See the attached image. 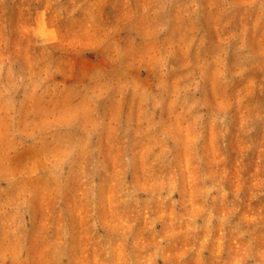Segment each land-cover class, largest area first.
Wrapping results in <instances>:
<instances>
[{"label": "clouds", "instance_id": "1", "mask_svg": "<svg viewBox=\"0 0 264 264\" xmlns=\"http://www.w3.org/2000/svg\"><path fill=\"white\" fill-rule=\"evenodd\" d=\"M8 2L0 0V6ZM39 4L30 5L37 18ZM207 7L202 0H45L43 11L67 29L59 41L34 35L39 54L24 63L0 54V264H28L30 239L42 245L46 264H85L78 252L89 248L98 264H120L122 252L124 264H155L167 260L177 228L193 240L201 231L206 239L228 231L243 243L222 264H264V243L257 245L255 230L231 223L243 203L241 188H226L227 170L201 143L214 133L227 153L234 132L247 137L256 122H264V112L246 108L237 128L231 113L256 91L264 96V45L253 49L248 39L264 22V0H213ZM242 7L258 10V17L250 24L241 17L213 44L206 28L210 9H217L214 18L226 28ZM246 18L251 20L247 11ZM89 34L95 37L91 44ZM75 40L85 45L66 43ZM69 53L91 54L94 64L106 66L65 84L59 77ZM49 95L72 97L71 119L47 124L29 112L34 98ZM125 97L138 117L128 119L122 143H110L106 153L104 133L112 122L105 109ZM26 149L32 156L14 164ZM74 188L85 208L79 236L63 218L65 196ZM249 192L250 201L264 197V182ZM47 198L58 214L38 219L36 205Z\"/></svg>", "mask_w": 264, "mask_h": 264}, {"label": "rangeland", "instance_id": "2", "mask_svg": "<svg viewBox=\"0 0 264 264\" xmlns=\"http://www.w3.org/2000/svg\"><path fill=\"white\" fill-rule=\"evenodd\" d=\"M213 0H202L205 10L208 11V5ZM45 0H40L42 13L39 18L36 17L33 7L36 5V0H9L5 6H0V54L9 55L24 63L27 59L31 58L33 53L39 54L40 49L35 48L32 43L34 35L47 38L53 42H58L62 31H67L63 27V22L53 17L47 11H43ZM110 9H103L102 12L107 15ZM213 19L206 25L208 35L213 44L222 40L229 32L233 31L235 25L241 23V17H245L247 23L254 21L259 13L256 9L246 10L242 7L238 9V15L233 24H229L226 28L219 26L215 20L217 9H210ZM247 15L251 20H247ZM249 44L253 49L258 50L261 45H264V22H261L260 28L253 33L249 32ZM6 41V43H5ZM95 42V37L89 34L88 44ZM69 47L75 45H85L84 41L75 40L66 42ZM207 47V45H205ZM194 54L193 52L189 55ZM232 57H229V64L232 62ZM106 65H96L93 63V56L88 54L84 57H78L71 53L66 58L64 67V75L59 77L64 80L65 84L78 82L83 80L94 68ZM252 75V73H249ZM260 73H255L257 80L260 78ZM233 89H229L228 95L232 96ZM210 100L215 103L216 97L210 92ZM76 106L71 96H55L49 95L39 99H33L29 106V112L36 114L42 118V122L47 124H54L57 121H64L71 119L72 109ZM223 106V104H221ZM246 108H253L255 111L264 112V96L259 91H256L247 101L241 106L240 110L232 107L231 113L234 116L237 128L243 119V113ZM138 108L134 103H130L128 98L125 97L120 100L119 104H109L105 109L107 121H111L112 125L104 133L105 152L107 153L109 144L112 142H121L123 136V128L126 127L129 118L135 122L138 117ZM32 117L30 116L29 119ZM117 122H119L117 124ZM135 127V123H133ZM256 131L251 133L250 136L244 137L239 135L236 131L231 137V143L227 153L220 146L216 140L214 133H207L205 140L202 141V146L208 151L211 160L219 167L225 168L228 172V179L226 181V188L231 192L236 187L241 188V199L243 203L237 205L239 212L232 218L233 225L241 224V230H252L253 235L257 239V245L264 243V220L260 217L264 216V197L258 200L250 201L248 199L250 192L249 189L259 182H264V122L258 121L255 124ZM61 134L63 130H58ZM130 135H133L130 133ZM32 156L30 150H24L13 159L14 164H22ZM221 157H224L221 159ZM185 167L191 168V161L185 162ZM76 188L73 192H69L65 196L64 204L62 207L67 208L68 211L64 213L63 218L68 221L71 226H74V231L80 235L81 226L84 223L85 208L82 205L78 206L75 197ZM110 195V194H109ZM215 195V193H213ZM176 198H179L178 196ZM229 201L233 200L232 195L228 197ZM52 199L47 198L43 202L38 203L37 218L42 219L46 214H58L52 207ZM220 211H224L219 205L217 206ZM243 221V223H241ZM198 224H202L203 220H197ZM39 225H37L38 227ZM142 227V224L137 225V229ZM162 225H157V231H161ZM3 233L0 232V238ZM196 240L191 236L186 235L185 231L181 228L176 229V234L170 237L171 244L167 249V260L157 259L155 264H222L228 258L227 253L230 249L242 246V241L231 239V233L226 231L225 236L222 238L219 231L212 233L211 239L205 238L204 232L195 233ZM251 237H245L246 242ZM199 241L198 246L194 249L193 245ZM151 242L150 236H145L144 244L147 245ZM131 241L127 251L131 252ZM30 252L26 253L29 256L28 264H46V254L42 250V245L30 239ZM151 251V249H147ZM85 264H98L97 259L94 257L92 249H87L84 253H79ZM120 264H124V253H120ZM135 259V256H133ZM248 264H253L249 261Z\"/></svg>", "mask_w": 264, "mask_h": 264}]
</instances>
